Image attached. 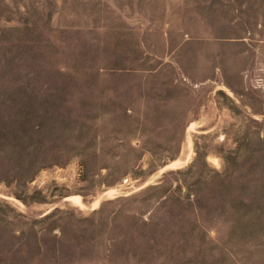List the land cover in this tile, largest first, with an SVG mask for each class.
I'll return each mask as SVG.
<instances>
[{"label":"rangeland","instance_id":"1","mask_svg":"<svg viewBox=\"0 0 264 264\" xmlns=\"http://www.w3.org/2000/svg\"><path fill=\"white\" fill-rule=\"evenodd\" d=\"M0 264H264V0H0Z\"/></svg>","mask_w":264,"mask_h":264},{"label":"bare ground","instance_id":"2","mask_svg":"<svg viewBox=\"0 0 264 264\" xmlns=\"http://www.w3.org/2000/svg\"><path fill=\"white\" fill-rule=\"evenodd\" d=\"M214 161H215V160H214ZM175 165H176V164H173L170 168L175 167ZM68 201H71V202L76 203V204H81V203H80V201H81L80 197L70 198V199H68Z\"/></svg>","mask_w":264,"mask_h":264}]
</instances>
